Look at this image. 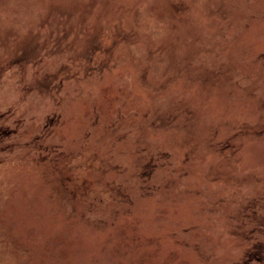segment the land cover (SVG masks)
Listing matches in <instances>:
<instances>
[{"label": "rangeland", "instance_id": "obj_1", "mask_svg": "<svg viewBox=\"0 0 264 264\" xmlns=\"http://www.w3.org/2000/svg\"><path fill=\"white\" fill-rule=\"evenodd\" d=\"M259 244L264 0H0V264Z\"/></svg>", "mask_w": 264, "mask_h": 264}, {"label": "trees", "instance_id": "obj_2", "mask_svg": "<svg viewBox=\"0 0 264 264\" xmlns=\"http://www.w3.org/2000/svg\"><path fill=\"white\" fill-rule=\"evenodd\" d=\"M259 247L255 248L254 254L248 259L247 264H264V245L259 244Z\"/></svg>", "mask_w": 264, "mask_h": 264}]
</instances>
